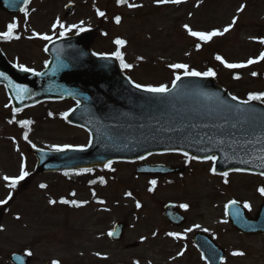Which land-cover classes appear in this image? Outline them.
I'll return each mask as SVG.
<instances>
[{
    "label": "rangeland",
    "instance_id": "374dc122",
    "mask_svg": "<svg viewBox=\"0 0 264 264\" xmlns=\"http://www.w3.org/2000/svg\"><path fill=\"white\" fill-rule=\"evenodd\" d=\"M30 1L27 17L24 13L10 17L0 10V32L6 31L11 22L19 25L20 40H0L6 56L15 65L23 64L35 71L45 68L49 59L45 47L49 41L28 37L33 31L53 39L60 37L61 29L52 30L59 18L66 26L83 22L86 29L99 27L102 33L93 51L110 56L119 50L124 62L131 65L124 71L143 86L171 88L175 76L184 74L169 65L183 63L201 73L212 69L223 87L240 100H247L250 94L264 93V61H259L264 53V44L259 43L264 39V0H182L179 5L128 0L142 5L136 8L119 5L116 0ZM69 3L76 4L75 12L64 17V7ZM241 5H245V10L238 13ZM97 9L105 12V17L97 16ZM116 16L121 17L119 25L115 23ZM234 17H238L237 23L228 33L207 43L189 36L184 28L187 24L194 31L223 30ZM76 33L73 30L66 35ZM116 39L125 40V46L118 48ZM196 44H200L199 49ZM217 55L228 63H246L249 59L259 62L228 69L215 59ZM253 72L257 75L253 76ZM236 76L240 79H235ZM73 106L72 101L47 102L18 114L13 111L5 88L0 87V200L6 199L10 191L13 196L7 205H0L3 213L0 264H11L8 258L17 252H31L32 264H51L53 260L59 264H197L192 239L204 228L227 251L225 264H264V237L241 236L231 227L225 208L236 199L249 203L254 215L264 201L258 192L264 187V178L233 174L225 184L205 170L209 165L192 166L182 182H158L149 192L150 182L135 177L129 166L115 165L112 167L115 171L104 177L97 173L36 174L37 162L28 152L33 144L48 151L52 145H87L89 138L85 133L69 127L63 119V114ZM22 120L33 123L22 129L19 123ZM25 131L28 141L23 139ZM21 163L26 165L29 176L15 190H10L3 177H17ZM99 176L105 183H100L96 178ZM40 184H46L47 188L41 189ZM73 192L75 197L70 195ZM128 192L132 193L131 197L126 195ZM51 199L88 203L75 208L59 202L51 205L48 203ZM97 200H104L105 204ZM137 201L142 205L139 209ZM170 202L189 205L192 226L181 231L167 229L161 209ZM117 221L129 223L125 239L118 244L107 235ZM196 225L201 227L197 230ZM170 232L184 238L174 239L167 235ZM142 238L146 239L142 241ZM181 251L183 256L178 255ZM234 251L245 255L232 256Z\"/></svg>",
    "mask_w": 264,
    "mask_h": 264
},
{
    "label": "water",
    "instance_id": "95a60500",
    "mask_svg": "<svg viewBox=\"0 0 264 264\" xmlns=\"http://www.w3.org/2000/svg\"><path fill=\"white\" fill-rule=\"evenodd\" d=\"M0 0V8L8 14H19L22 0ZM70 4L66 16L74 11ZM101 30L88 29L66 39L56 40L47 47L51 59L43 73L35 76L20 72L0 50V85H5L14 109H25L37 103L72 99L76 103L68 122L85 128L91 143L84 152L56 153L30 149L38 162L36 173L72 171L104 166L109 161H136L151 154L188 152L206 159L216 157L217 173L241 172L264 175V105H241L211 77H181L166 96H153L135 89L112 57L93 55L92 47ZM58 64L66 65L56 71ZM11 82V83H9ZM11 84L23 85L30 96L21 102ZM72 93V95H69ZM243 109L246 111H238ZM242 161H247L244 163ZM140 173L169 175L183 172L172 167H141ZM239 208L241 216L235 215ZM229 219L241 233L264 235V203L256 220L248 217L241 205L228 207ZM164 217L173 225L182 226L181 215L174 204L164 207ZM0 212V228L3 220ZM125 223H117L111 238H124ZM194 242L210 264H220L222 251L209 238L198 234ZM19 258V259H17ZM13 264H31L28 254L14 253Z\"/></svg>",
    "mask_w": 264,
    "mask_h": 264
},
{
    "label": "snow or ice",
    "instance_id": "6c2138e0",
    "mask_svg": "<svg viewBox=\"0 0 264 264\" xmlns=\"http://www.w3.org/2000/svg\"><path fill=\"white\" fill-rule=\"evenodd\" d=\"M22 2L24 3L25 7L21 8L20 11L23 12L24 15L27 17L28 16L27 5L30 3V0H22ZM116 2L119 5H126L128 8L142 7V5L129 3L128 0H116ZM156 2H157L158 5L159 4H168V3L179 5L180 3H182V0H156ZM14 3H16V0H12V3L9 6H12V4H14ZM244 10H245V5H241L239 7V9L237 10V12L238 13H242ZM96 14L99 17H105V12L100 11L99 9H97ZM237 19H238V17H234L232 19L231 23L227 27H224L223 30H213V31H209V32H200V31H194L187 24L184 25V28L187 31L189 36L194 37V38H196L199 41L207 43V42H210L214 37L223 36L224 34L228 33L232 29V27H234L236 25ZM115 23L117 25H119L121 23V17L120 16H116L115 17ZM82 25H83V22H81V24H74V25L66 26L65 24L61 23L59 18H57V20L52 25V30H53V32H55L57 28L61 29V31L58 34H59L60 37H64V36H66V34L68 32H72L73 30H75L77 33L88 31V29L84 28ZM18 26L19 25H18L17 22H11V23L7 24L6 31L0 32V40H4V41L20 40L21 36L17 34ZM28 38L29 39L39 38V39L44 40V41H51L53 39V37L50 36V35L39 34V33H36L35 31H33L31 36H29ZM125 43L126 42L123 39H116L115 40V44L118 46V48L125 46ZM259 43L264 44V39L260 40ZM196 48L199 49L200 48V44H196ZM45 50H47V49H45ZM93 55H96V54L93 53ZM113 55H114V59L120 61V64H121L122 68L129 69L131 67V65H129V64L124 62V57H123L122 53L119 50H117ZM101 58L102 59H109V58H112V57L102 56ZM138 59L142 60L143 58L140 57ZM215 59L217 61H219L221 64H223L224 67H226L228 69H239V68H245V67H247L249 65L258 63L259 61H264V53H261V55L259 56V61L256 60V59H249L246 63H228L219 55H217L215 57ZM14 66L17 67L18 70L20 72H23V73H31L32 75H35V76L48 75V73L36 72L34 69L26 67L23 64H17V65H14ZM65 66L66 65L58 64V66L55 69H53L52 74L54 75L56 71H59L60 68L65 67ZM45 67L47 68L48 65L45 64ZM169 67L172 68L173 70H182L184 76H189V77H214L216 75V73L212 69H209L208 71L201 73L199 71H195V70L190 69L187 64H183V63L171 64V65H169ZM252 75L256 76L257 73L253 72ZM0 77H3V79L7 80V77L3 76L2 73H0ZM235 79L238 80V79H240V77L236 76ZM179 80H181V76L180 75H176L175 79L173 81V85H172L173 88L176 87V81H179ZM9 83H11V82H9ZM129 83H131L132 86L135 89H139L140 91H142L144 93L151 94L153 96H161V97L162 96H166L171 91V89H169L167 86H164V85H161V86H158V87H154V86H143V85L138 84V83H133L132 81H129ZM11 87L15 90L16 97L21 102H23V100L25 99L26 96H30L29 89L24 87L23 85L11 84ZM69 95H72V93H69ZM232 100H237V97L233 96ZM252 101L264 102V93L250 94L248 96L247 100H241V101H239V103L241 105H247V104H249ZM79 104H80V102L77 101V107H79ZM6 107H7V105H6ZM18 111H20V109H15L14 110V112H18ZM72 111H75V109H73ZM238 111H246V110L238 109ZM69 115H70V113H67V112L64 113L63 114V119L67 120ZM9 123H13V121L10 120ZM19 123H20V127L22 129H27L33 123V121H31V120H22ZM23 139L25 141L29 140V136H28V132L27 131L24 132ZM32 147L35 148L36 146L33 144ZM86 150H87V146H73V145H69V144H65V145H62V146L61 145H52L51 146V151L56 152V153L84 152ZM182 155L189 162L192 161V160H199L198 157L190 156L189 153L186 152V151L183 152ZM142 159H143V157H142ZM262 159H264V157H262ZM206 160L211 161L213 164H215L216 157L214 155H210V156L206 157ZM242 162L247 163V161H242ZM105 167L108 170H110V171H115V169L112 168V162L111 161H109L105 165ZM235 171L240 172V171H242V169L237 168V169H235ZM90 172H92L91 168H83V169H80L79 171L75 172L74 175L79 176V175H82V174H85V173H90ZM210 172L213 175H216L217 174V169L215 167H212V168H210ZM219 174L224 178V183L225 184L229 183V180H228L229 173L227 171L219 173ZM64 175L65 176H69L70 173L69 172H65ZM28 176H29V172L26 170V165L24 163H21L20 170H19V175L17 177L10 178L8 176H4L3 179L7 182V187L10 190H15L17 188V186L22 181H24ZM92 183H96V181H92ZM100 183L101 184L105 183V181H104V179L102 177L100 178ZM150 184L152 185V187L148 188V191L152 192L154 190L156 184H157V181L155 179H153V180L150 181ZM39 187L41 189H45V188H47V185L46 184H40ZM258 192H259V194L261 196H264V187H260L258 189ZM70 195L75 197L76 193L73 192ZM92 195H93V198L95 199L96 193L93 192ZM126 195L131 197L132 193L128 192V193H126ZM12 198H13V196H12V193L10 191L9 194L7 195L6 199L0 200V205H7L8 202L10 200H12ZM58 202L60 204L69 205V206L75 207V208L83 207L84 205H86L88 203V201H78L76 199H71V200H69V199H60L59 201H57L55 199H51V200L48 201V203L51 204V205H55ZM96 202L101 204V205L105 204L104 200H97ZM237 204H238V202L236 200H232V201H230L229 205H226V208L227 207H235V206H237ZM141 207H142L141 203L139 201H137L136 202V208L139 209ZM179 207L181 209H184L185 211H187L188 208H189V205L185 203V204H180ZM243 208L248 209L249 211H251V205L249 203H247V202H245L243 204ZM104 211H108V209L105 208ZM235 215L237 217L241 216V212H240L238 207L236 208ZM16 218L20 219V217H16ZM222 223H227V221H222ZM200 227H201L200 225H196V228H200ZM202 230L204 232L208 231L207 228H204ZM0 231H3V229L0 228ZM187 231L190 232V231H192V229H188ZM107 235L109 237H111V236L114 235V232L109 231L107 233ZM155 235H156V233H153V236H155ZM167 235L170 236V237H173L174 239H177V240L184 238V237H182L181 235H179L177 233H171L170 232V233H167ZM143 239H146V238H142V241H143ZM28 255L30 256V255H32V253L29 252ZM97 255H99V253H97ZM178 255L179 256H183L184 255V251L179 252ZM231 255L232 256H243V255H245V253L241 252V251H234V252L231 253ZM17 259H19V258H17ZM173 259H175V257H173ZM51 264H59V261L53 260L51 262ZM220 264H225L223 258H221Z\"/></svg>",
    "mask_w": 264,
    "mask_h": 264
},
{
    "label": "flooded vegetation",
    "instance_id": "af4514ba",
    "mask_svg": "<svg viewBox=\"0 0 264 264\" xmlns=\"http://www.w3.org/2000/svg\"><path fill=\"white\" fill-rule=\"evenodd\" d=\"M151 164V165H157V164H163V165H171V166H175V167H184L185 168V173L180 175V176H175V175H169L168 177H148L145 178V177H139V176H136L137 178H142V179H150L153 180L155 179L157 181V183H161V182H169L171 181L172 183H176L177 182H182L183 179H185L186 177V174L190 173L191 169H192V166L194 167H201V166H207L208 165V162L206 161H196V160H192V161H187L186 158L182 155V154H168V155H165V154H157L155 156H150L148 158H146V160H143L141 162H136V164H129V163H125V164H120L122 166H130L131 169H133V171L135 172L136 171V167L138 165H141V164ZM107 171H104V172H101L99 170H93V173H99L100 175H102L104 177L105 174H108L110 170L106 169ZM206 171H210V167H208V170L205 169ZM232 175V174H230ZM229 175V176H230ZM220 178H223V177H220ZM178 205V204H177ZM177 209L180 211V213H182L185 218L187 219V223L182 226V228H174L172 226H169L168 223L165 221V225L167 227V229H173V230H182V229H186L190 226H192V220L190 218V214H189V210L185 211L184 209H181L178 205ZM200 221H203L202 218L199 219ZM196 229V227H195ZM199 228H197L198 230ZM200 231V230H198ZM195 263L197 264H208L204 257L198 252V254L196 255L195 257Z\"/></svg>",
    "mask_w": 264,
    "mask_h": 264
}]
</instances>
